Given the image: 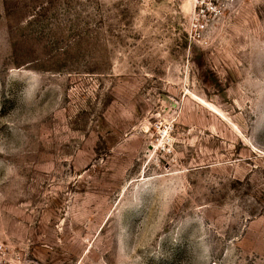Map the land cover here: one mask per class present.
Returning a JSON list of instances; mask_svg holds the SVG:
<instances>
[{"label":"rangeland","instance_id":"1","mask_svg":"<svg viewBox=\"0 0 264 264\" xmlns=\"http://www.w3.org/2000/svg\"><path fill=\"white\" fill-rule=\"evenodd\" d=\"M0 0V264H264V0Z\"/></svg>","mask_w":264,"mask_h":264},{"label":"built area","instance_id":"2","mask_svg":"<svg viewBox=\"0 0 264 264\" xmlns=\"http://www.w3.org/2000/svg\"><path fill=\"white\" fill-rule=\"evenodd\" d=\"M233 2L234 0H195L192 31L198 34L206 32L225 7Z\"/></svg>","mask_w":264,"mask_h":264}]
</instances>
